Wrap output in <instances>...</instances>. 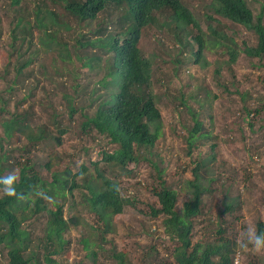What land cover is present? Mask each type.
Returning <instances> with one entry per match:
<instances>
[{
    "label": "trees",
    "instance_id": "obj_1",
    "mask_svg": "<svg viewBox=\"0 0 264 264\" xmlns=\"http://www.w3.org/2000/svg\"><path fill=\"white\" fill-rule=\"evenodd\" d=\"M11 1L7 6L10 42L6 44L7 49L0 48V78L5 81L0 89V177L15 172L18 177L16 190L27 198L19 201L0 193V264H64L68 251L63 248L66 242L63 235L69 227L76 229L79 224V218L74 215L77 214L76 205L72 201L73 191L79 189L85 192L80 193V212L96 215L95 219L101 224L93 230L90 228L95 232V235L92 234L94 240L81 237L84 248L104 249L103 244L113 245L112 241L106 240V235L112 231V223L124 208L132 207L148 219L161 220L162 235L170 249L173 264H235L236 261L243 264L238 258L250 254L240 247L246 237L239 240L238 232L231 229L225 219L227 213L232 216L240 209L239 195H224V210L215 219L203 213V195L214 193L216 185L223 183L220 175L209 172L211 166L218 167L213 152L216 144L210 145L209 155L202 156L200 152L183 169L189 172V179L182 182L189 198L181 206L178 205V191L167 185L164 169H158L151 159L145 157L148 154L161 161L158 153L154 152L156 141L163 135L162 115L157 105L160 97L155 87L162 86L161 76L165 74L157 65L159 51L166 54L169 51L161 40L154 39L147 46L143 39L149 30L172 33L178 46L175 55L179 58L170 62L174 65L172 77L178 78L181 77L182 67L190 61L201 67L209 65L203 56L205 50H220L227 58L225 62L214 65L212 75L216 77V85L223 88L222 92L231 93V87L238 92L234 65L241 55L251 60V66L261 67L264 71V65L260 63L264 55V5L261 11L254 14L248 9L246 0H210L203 2L204 13L199 15L192 5L194 0H47L48 5L59 9L60 13L56 14L47 10L49 6L44 4L45 0H38V5L35 1L37 7L34 5L33 10L24 7L22 11L18 9L19 0ZM102 15H105V23L96 22ZM62 17L74 19L82 31L77 32L69 21H61ZM108 22L113 25L110 27ZM202 22L206 26L205 32L200 26ZM233 25L252 32L254 45L245 41L242 47L238 45L235 39L238 34L234 30L231 32ZM3 29L0 14V37ZM35 30L37 35L33 34ZM74 32L76 36L72 37ZM87 32L100 37L90 38ZM35 36L39 49L31 52ZM66 36L72 38L71 46L77 51L76 55H70V43ZM187 37L189 42L184 39ZM193 42L197 44L195 51L192 50ZM53 45L56 49L51 48ZM89 47L101 53H86L85 49ZM187 47H191L188 55ZM102 58L106 61L103 67L100 65ZM82 59H86L82 67L91 70L99 68L95 86L87 84L83 87L71 78L70 91L60 95L62 110H57L55 105L50 107L48 102L45 108L49 112L36 118L34 104L27 101L33 96L30 85L34 80L38 81L36 70L42 75L48 72L45 78H51L63 72L64 62L74 60L79 64ZM253 59L257 60L255 64ZM222 63H225L226 74L231 77L226 85L219 80ZM10 68L13 73L9 72ZM19 82L30 85L24 84L22 88ZM260 84L264 86V75ZM203 90L205 97L198 102L207 101L206 106L211 108L216 95L208 87ZM194 94L195 100L197 92ZM190 99V95L185 97L182 92L175 107L177 115L180 116V107L189 109L187 102ZM242 108V120L252 113L260 114L257 108L252 110L245 104ZM207 115L212 121V115ZM190 116L192 123L185 137V153L188 156L205 141L216 139L198 119L197 111L190 112ZM78 118L80 122H77ZM247 120L251 129L253 125L250 119ZM90 133L105 137L109 139L108 144H112L110 149H101L100 161L90 162V168L85 164H76L73 146L64 155L48 153L45 162L37 159L35 152L38 148L55 149L62 145L66 135L74 137L75 143L84 140ZM140 158L152 165L156 175L157 186L150 189L156 206L146 203L148 210L136 207L139 202L126 197L121 182L110 177L114 171L127 177L131 174L127 165ZM101 163L105 164L104 168H101ZM220 166L224 167V164L220 162ZM72 168L76 171L72 172ZM41 169L48 178L43 176ZM77 177L82 178L80 184L76 182ZM41 191L51 197V201L37 194ZM66 200L70 204L67 218H64ZM40 216L45 217V221L38 225L45 232L43 239L33 237L25 225ZM232 217L241 219L237 215ZM197 218L205 220L215 231L205 228L208 234L193 242L192 233ZM254 229L264 231L263 221H258ZM148 231L156 233V229ZM154 248L149 246L143 251V256H153ZM111 258L114 264H134L123 252L113 253ZM94 259L95 252L92 251L90 264H94ZM245 264H264V256Z\"/></svg>",
    "mask_w": 264,
    "mask_h": 264
},
{
    "label": "rangeland",
    "instance_id": "obj_2",
    "mask_svg": "<svg viewBox=\"0 0 264 264\" xmlns=\"http://www.w3.org/2000/svg\"><path fill=\"white\" fill-rule=\"evenodd\" d=\"M38 0H19V10L22 11L24 7L29 10H33L34 5L37 7ZM210 0H194L192 5L196 7L199 15L204 13L203 2H209ZM12 2L11 0H0V14L2 15V22L4 29L0 37V48L7 49V43L10 42L8 39L10 31L8 29V23L10 21V16L7 6ZM47 4V0L45 3ZM246 4L249 10L254 14L261 11L263 7L262 0H246ZM48 5V4H47ZM47 10L53 11L59 14L60 11L57 8H53L52 5H48ZM105 15L98 17L96 22L104 21ZM33 17L30 18V21ZM61 21H69L70 26L73 27L77 32L82 31L80 25L72 18H60ZM163 21V20H162ZM264 22V21H263ZM111 27L112 22H108ZM202 31H206L205 23L200 24ZM109 28V27H108ZM92 30L95 29L91 27ZM236 31L235 39L241 47L242 42L245 41L248 45H254L255 36L252 32L245 30L242 26L233 25L231 26V32ZM108 31H111L110 28ZM42 34L43 31H41ZM207 33V32H206ZM34 35L38 32L33 31ZM195 34V30L193 31ZM90 38H98L100 35H96L93 32H87ZM58 36V35H57ZM75 32L73 33L74 37ZM70 43L69 51L70 55H76L77 51L71 46L72 38L66 36ZM154 39L163 41L165 47L169 51V55L159 51V60L157 62L158 67H160L161 73H165L161 76V87H155V91L158 93L160 99L157 105L160 109L162 115V133L163 135L156 141L155 144V154L158 153L159 161L157 158L149 157L145 154L146 159H151L158 169H164L165 180L167 185L174 190L178 191V205L181 204L189 198V194L185 192L182 182L189 179V172L183 171L186 165L190 163L192 159H195L200 152L203 156H207L210 153V145L216 144V148L213 152L216 154V166H211L209 170L213 175H220L222 179V184H217V190L214 193H205L203 195L204 207L203 213L206 217H211L215 219L219 212L224 210L223 197L224 195L237 196L239 195L241 201L240 209L235 212L234 215L240 216L241 219H236L230 214L225 215L227 224L231 229L238 232V239L244 240L247 232L250 228H254L258 221H263L264 223V86L260 84V78L264 75V71L261 67H253L250 64L248 58L240 56L237 64L234 65L235 81L238 92H234L235 87L230 88V92L223 91V88L216 85V77L212 75L214 70V65H218L220 62H225L227 56L221 53L220 50L211 48L210 50H205L204 55L209 65L205 67L199 66L197 63L188 62L186 66L184 65L181 70V77H172L173 73V63L170 62L173 58H179L175 55L178 50V46L174 41V36L172 33L156 32L155 30H149L144 36L143 43L149 45L150 41L154 42ZM188 41V37L184 38ZM34 49L38 50V43L36 36L33 37ZM84 41V40H82ZM189 42V41H188ZM74 43V41H73ZM192 50L197 49L196 43H191ZM56 49V45L51 47ZM189 49L186 48V54L188 55ZM83 50L81 49V52ZM86 53L91 52L94 54L101 53L96 48H86ZM44 55V54H43ZM86 59H82V62L77 64L74 60L69 62H64L63 72L53 77L45 78L48 72L42 75L39 74L37 69V79L34 80L31 86L28 83H21V87L29 86L32 88V97L28 99V102L34 104V110L36 112V118H41L45 113L49 112L45 107L48 102L56 106V109L62 110V101L60 95L62 93H67L70 91L72 86L71 78L74 81L80 83V86H85L91 84L95 86L96 74L99 68L88 69L82 67L81 64L85 62ZM36 60V64L38 63ZM252 62L255 64L256 59ZM260 63L264 65V55L262 56ZM106 61L104 58L101 59V67L105 66ZM2 70V67L0 68ZM155 69V68H154ZM156 71V69H155ZM10 73H13V69L10 68ZM50 72V71H49ZM160 73V74H161ZM71 75V76H70ZM220 78L226 85V81H229L231 77L226 74L225 63L220 66ZM32 80V79H31ZM4 80L0 78V89L4 84ZM206 87L216 95V99L210 104L211 108H208L207 101L198 100L205 97L204 90ZM184 92L185 97L191 96L188 100L187 105L189 109L186 110L180 107V116L175 113V107L178 105V100ZM197 92V97L193 98L194 93ZM240 95H243L240 96ZM261 99V100H260ZM85 100V99H84ZM86 101V100H85ZM197 101V102H196ZM245 104L251 109L257 108L260 114L249 115L248 118L242 120V105ZM209 110H206V109ZM252 109V110H253ZM90 110H94L90 109ZM198 112V119L201 120L206 127L210 130L212 136H215V140L205 141V144L194 150L193 153L188 156L185 153L186 140L188 127L191 125L190 112ZM212 115V121L207 114ZM250 119L253 127L250 129L248 127V120ZM81 120L78 118L77 122ZM233 124L235 126H232ZM230 125V126H229ZM71 126V124H70ZM2 135V130L0 127V136ZM109 139L105 137H97L93 133H90L82 141L78 140L74 143V137L70 138V135H66L63 138L62 145L55 149H37L35 154L38 156L37 159L41 162L46 161V155L48 153H58L60 155L69 152L73 146L75 149V161L76 164H85L90 168V162L100 161L101 149H110L112 144H108ZM226 140V142L222 141ZM6 144V143H5ZM82 147L84 150H82ZM222 162L224 167H219V163ZM62 167V162L60 163ZM101 168L105 167L104 163L100 164ZM127 169L131 171V174L127 177L118 171L112 172L110 177L117 178L121 182V189L124 195L128 198H134L139 203L136 207L141 210H148L146 203L150 205L155 204V198L150 194V189L157 186L155 171L152 169L147 161L141 160L137 162H131L127 165ZM72 172L76 171V168L71 169ZM91 171V169L89 170ZM41 173L45 178H48L47 173L41 169ZM77 183L82 182L81 177L76 178ZM226 188L228 189L226 191ZM184 189V190H182ZM80 193H85L84 190L73 191L72 201L73 205H76L75 210L77 214L75 216L79 218V224L77 223L75 227H69V230L63 235L65 239L64 249L68 251L67 259L63 260L64 264H90V254L92 251L95 252L94 264H114L115 261L111 258L113 253L123 252L126 253L129 260L134 264H163L167 262L168 264H173V259L170 257V249H168V244L161 230V220H152L143 216V214L132 207H125L123 213L118 216L112 223V231L108 232L106 235V240L113 242V245L108 243L103 244L104 249H97L95 247L84 248L81 240L82 238H88L89 241L95 239V232L93 233V228L95 226H101L97 221L96 215L90 214L88 212H80L81 208ZM69 197V196H68ZM67 197V199H68ZM70 201L66 200L64 202V212L63 217L67 218L68 205ZM158 206V205H157ZM45 221V217L40 216L37 219L25 224L26 228L32 232L33 237L44 238L45 232L40 230L38 225ZM92 230H91V229ZM156 229V233H150L148 230ZM205 228L209 231L213 230L205 220L202 218L195 219V225L192 233V241L196 242L208 234L205 232ZM215 231V230H213ZM94 234V235H92ZM206 237V236H205ZM149 246L155 247L156 250L153 256L144 257L143 251ZM168 249V250H167ZM42 251V249H41ZM249 256L246 255L239 257L241 263L245 264L249 260L256 261L257 257H262L264 255H256L249 251ZM3 259V257H1ZM175 264V263H174Z\"/></svg>",
    "mask_w": 264,
    "mask_h": 264
},
{
    "label": "clouds",
    "instance_id": "obj_3",
    "mask_svg": "<svg viewBox=\"0 0 264 264\" xmlns=\"http://www.w3.org/2000/svg\"><path fill=\"white\" fill-rule=\"evenodd\" d=\"M17 181L18 177L15 172L0 177V193H2L4 196L23 201L27 197L23 193L17 192ZM37 194L42 196L45 200L51 201L52 199L43 191ZM240 247L244 251H251L256 255H264V231H257L254 228H250L247 232L246 240L241 242Z\"/></svg>",
    "mask_w": 264,
    "mask_h": 264
},
{
    "label": "built area",
    "instance_id": "obj_4",
    "mask_svg": "<svg viewBox=\"0 0 264 264\" xmlns=\"http://www.w3.org/2000/svg\"><path fill=\"white\" fill-rule=\"evenodd\" d=\"M235 264H238V261H236V263Z\"/></svg>",
    "mask_w": 264,
    "mask_h": 264
}]
</instances>
